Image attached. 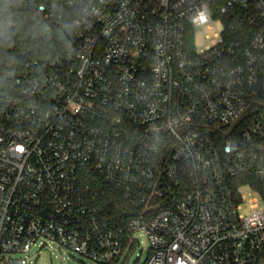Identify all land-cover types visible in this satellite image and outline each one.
<instances>
[{
  "label": "built area",
  "instance_id": "2783aa9c",
  "mask_svg": "<svg viewBox=\"0 0 264 264\" xmlns=\"http://www.w3.org/2000/svg\"><path fill=\"white\" fill-rule=\"evenodd\" d=\"M24 17L0 264L48 241L125 264L139 232L142 264H264V0H0V54Z\"/></svg>",
  "mask_w": 264,
  "mask_h": 264
},
{
  "label": "rangeland",
  "instance_id": "374dc122",
  "mask_svg": "<svg viewBox=\"0 0 264 264\" xmlns=\"http://www.w3.org/2000/svg\"><path fill=\"white\" fill-rule=\"evenodd\" d=\"M220 26L221 22L217 20L213 27L207 25L205 31L212 33L215 31V28ZM138 237L140 238L141 243L125 264H142L148 255L149 240L147 236L144 233L139 232ZM39 248V246H33L30 251L32 257L30 264H97L94 260L85 257L57 241H48V244L43 246L41 250L37 252Z\"/></svg>",
  "mask_w": 264,
  "mask_h": 264
},
{
  "label": "trees",
  "instance_id": "16d2710c",
  "mask_svg": "<svg viewBox=\"0 0 264 264\" xmlns=\"http://www.w3.org/2000/svg\"><path fill=\"white\" fill-rule=\"evenodd\" d=\"M35 28L36 25L28 17H24L21 20L15 40L11 44L5 45L0 54V68L15 61L20 51L31 38Z\"/></svg>",
  "mask_w": 264,
  "mask_h": 264
},
{
  "label": "snow or ice",
  "instance_id": "6c2138e0",
  "mask_svg": "<svg viewBox=\"0 0 264 264\" xmlns=\"http://www.w3.org/2000/svg\"><path fill=\"white\" fill-rule=\"evenodd\" d=\"M22 151V149H20Z\"/></svg>",
  "mask_w": 264,
  "mask_h": 264
},
{
  "label": "water",
  "instance_id": "95a60500",
  "mask_svg": "<svg viewBox=\"0 0 264 264\" xmlns=\"http://www.w3.org/2000/svg\"><path fill=\"white\" fill-rule=\"evenodd\" d=\"M259 88V87H258Z\"/></svg>",
  "mask_w": 264,
  "mask_h": 264
}]
</instances>
